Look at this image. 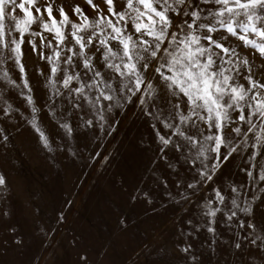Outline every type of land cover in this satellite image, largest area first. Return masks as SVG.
Here are the masks:
<instances>
[{
	"label": "rangeland",
	"instance_id": "obj_1",
	"mask_svg": "<svg viewBox=\"0 0 264 264\" xmlns=\"http://www.w3.org/2000/svg\"><path fill=\"white\" fill-rule=\"evenodd\" d=\"M49 3L57 16L63 6L70 19H77L72 12L75 5L90 20L96 16L88 0H36V6ZM93 3L105 7L104 0ZM16 14L23 15L19 9ZM30 38L26 34L25 39ZM35 39L39 46L40 37ZM247 55L254 61L255 78L264 79L258 54L250 50ZM23 63L38 106L35 114L30 113L35 105L13 92L11 114L0 113V174L7 182L0 189V264H264V236L238 226V220L247 223V211L240 215L247 208L252 209L254 222L264 224V184L255 174L248 177L242 171L247 167L244 141L231 159L225 161L221 154L213 163L222 141L217 136L209 147L205 140L204 153L194 157L195 169L190 167L193 157L175 151V139L169 146L161 138L168 135L164 121L171 124L185 101L151 69L155 87L134 93L131 103L124 93L119 106L114 105L116 110H106L103 120L93 117L91 126L74 112L69 135L58 126L68 117L45 109L48 101L39 83L44 62L27 43ZM2 92L0 108L5 106ZM34 116L50 139L51 151L42 148L29 126ZM225 135L230 133L226 130ZM232 143L227 141L225 148ZM258 164L264 166V148ZM233 185L238 188L235 194L230 191ZM214 186L236 204L225 200L209 205ZM210 207L220 208L215 217L205 214ZM233 211L237 216L225 219ZM212 226L215 231L209 232ZM244 235L258 238V243H249ZM188 245L191 249L184 253L181 249ZM192 256L198 259L192 261Z\"/></svg>",
	"mask_w": 264,
	"mask_h": 264
},
{
	"label": "snow or ice",
	"instance_id": "obj_2",
	"mask_svg": "<svg viewBox=\"0 0 264 264\" xmlns=\"http://www.w3.org/2000/svg\"><path fill=\"white\" fill-rule=\"evenodd\" d=\"M88 3L96 16L90 20L75 5L72 12L77 19L73 20L63 6L57 16L51 3L36 6V0H0V90L5 101L0 113L11 114L9 106H15L9 94L13 92L26 104L35 105L30 113L36 112L34 89L23 63L25 43L37 60L44 62L39 83L48 101L45 109L68 117L58 126L69 135L74 112L91 126L93 117L103 120L106 110L115 111L124 93L131 103L134 93L155 87L157 81L149 76L151 69L185 101L177 107L171 124L165 120L162 125L168 132L167 136L161 134L164 144L173 146L175 139L174 150L192 156L189 166L195 169L198 161L194 157L204 153L205 140L209 147L215 145L217 136L222 141L213 153V163L219 162L221 154L225 161L231 159L244 141L247 167L242 171L248 177L255 174L264 184V166L258 164L264 148V79L255 78L254 61L247 55L250 50L258 54L256 58L264 65V0H104L103 9L93 0ZM17 9L22 16L16 14ZM44 33L52 39L46 40ZM26 34L31 38L26 40ZM36 37H40L39 46ZM158 94L159 90L153 95ZM34 121L29 126L42 148L51 151L38 116ZM226 130L230 135H225ZM229 140L233 141L231 151L224 146ZM213 175L207 177L208 182ZM6 183L0 174V189L6 188ZM230 191L235 194L237 186ZM211 195L209 205L225 200L236 204L219 186L211 189ZM219 211V207H210L205 214L215 217ZM244 211L249 214L248 221L238 220V226L264 236V224L251 219V208L242 209L240 215ZM235 216L233 211L225 219ZM210 223L214 225V220ZM207 230L214 232L215 228ZM244 239L258 243V238L250 235ZM235 247L239 249L240 244ZM190 249L188 245L181 250L187 253Z\"/></svg>",
	"mask_w": 264,
	"mask_h": 264
}]
</instances>
